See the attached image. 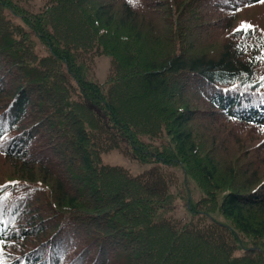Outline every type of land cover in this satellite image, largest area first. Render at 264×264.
Here are the masks:
<instances>
[{"label": "trees", "instance_id": "1", "mask_svg": "<svg viewBox=\"0 0 264 264\" xmlns=\"http://www.w3.org/2000/svg\"><path fill=\"white\" fill-rule=\"evenodd\" d=\"M31 1L0 0V264H264V3Z\"/></svg>", "mask_w": 264, "mask_h": 264}, {"label": "rangeland", "instance_id": "2", "mask_svg": "<svg viewBox=\"0 0 264 264\" xmlns=\"http://www.w3.org/2000/svg\"><path fill=\"white\" fill-rule=\"evenodd\" d=\"M42 5V0H32L27 8L30 11H38L40 6ZM264 13V6L256 7L254 12H249L248 16H252L255 18H260ZM8 15V14H7ZM35 50L38 55H44L42 48L38 43H35ZM93 68L90 71L89 77L87 79L96 83H102L107 75L108 71V64H109V57L107 56H96L93 59ZM101 161L105 165L110 166H117L127 170L131 175L137 176L143 174L145 171L149 170V165H140L133 160H130L128 157L118 153L117 151H111L107 154L101 156ZM181 172V171H180ZM180 172H176L179 180L182 178L183 175H180ZM182 173V172H181ZM200 193L197 192L195 197H199ZM175 203V202H174ZM167 215H174L176 218L181 220L187 219V214L184 212V207L182 201H176V204L172 206L171 213L168 212Z\"/></svg>", "mask_w": 264, "mask_h": 264}, {"label": "snow or ice", "instance_id": "3", "mask_svg": "<svg viewBox=\"0 0 264 264\" xmlns=\"http://www.w3.org/2000/svg\"><path fill=\"white\" fill-rule=\"evenodd\" d=\"M258 2H260V3H264V0H258ZM251 28H252L251 25H244V24H242V25L240 26V28L237 29V31H248V30H250Z\"/></svg>", "mask_w": 264, "mask_h": 264}]
</instances>
